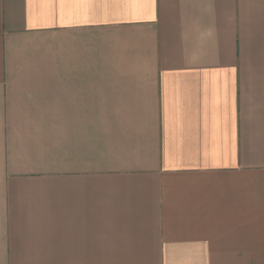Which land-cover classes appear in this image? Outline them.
Returning a JSON list of instances; mask_svg holds the SVG:
<instances>
[{
  "label": "crops",
  "instance_id": "0c3cea01",
  "mask_svg": "<svg viewBox=\"0 0 264 264\" xmlns=\"http://www.w3.org/2000/svg\"><path fill=\"white\" fill-rule=\"evenodd\" d=\"M0 264H264V0H0Z\"/></svg>",
  "mask_w": 264,
  "mask_h": 264
}]
</instances>
